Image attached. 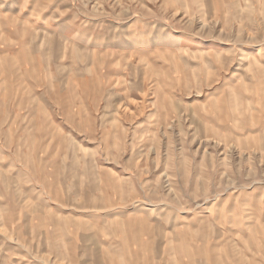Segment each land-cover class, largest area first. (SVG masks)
<instances>
[{
	"label": "rangeland",
	"instance_id": "374dc122",
	"mask_svg": "<svg viewBox=\"0 0 264 264\" xmlns=\"http://www.w3.org/2000/svg\"><path fill=\"white\" fill-rule=\"evenodd\" d=\"M0 264H264V0H0Z\"/></svg>",
	"mask_w": 264,
	"mask_h": 264
}]
</instances>
